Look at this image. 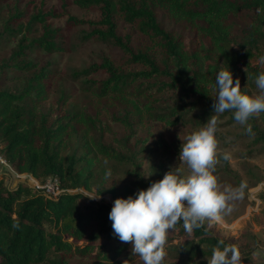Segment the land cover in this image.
I'll list each match as a JSON object with an SVG mask.
<instances>
[{"label": "trees", "instance_id": "obj_1", "mask_svg": "<svg viewBox=\"0 0 264 264\" xmlns=\"http://www.w3.org/2000/svg\"><path fill=\"white\" fill-rule=\"evenodd\" d=\"M75 4L83 10L98 11L99 18L68 16L66 29L86 26L90 29L87 38L111 43L119 54L72 73L73 78L97 77L86 80L97 102L94 113L72 106L46 126V117L37 114L46 93L44 68L32 73L21 92L0 91V141L6 160L19 174L58 178L63 191L51 198L30 187L18 185L10 191L0 184V264H70L74 257L88 259L91 264H128L130 260L119 258L131 242L113 234L108 215L112 205L80 192L71 193L77 189L91 192L98 156L119 164L131 161L104 144L100 116L123 111L114 120L131 137L145 120L160 123L165 129L189 124L200 127L216 113L213 103L219 70L229 68L234 80L243 76L249 81L264 72L260 59L264 57L260 48L264 44V0H75ZM54 12L38 11L31 17L29 24H40L42 33L26 46L19 44L9 59L12 67H33L19 60L29 47L48 53L61 50L56 44L60 30L52 28L48 19L67 16V12L64 5ZM114 12L143 42L134 46L132 33L118 34ZM256 61V65L250 64ZM129 65L135 66V71H126ZM241 91L250 95L248 89ZM29 95L31 105L27 107L25 98ZM165 95L170 99L163 101L160 96ZM62 105H68L65 99ZM196 111H201L200 115ZM259 119L252 115L248 123L255 143L264 145ZM95 133L99 138H94ZM75 134L84 139L80 167L71 157L62 156L65 138ZM129 175L133 180L121 196L114 189L98 195L109 194L115 200L147 188L136 170ZM168 234L180 239L173 248L179 257L169 264H190L197 255L209 259L219 240L230 243L204 223L189 233L181 221ZM241 255L243 264H264L255 262L250 251Z\"/></svg>", "mask_w": 264, "mask_h": 264}, {"label": "rangeland", "instance_id": "obj_2", "mask_svg": "<svg viewBox=\"0 0 264 264\" xmlns=\"http://www.w3.org/2000/svg\"><path fill=\"white\" fill-rule=\"evenodd\" d=\"M112 4L114 6V2ZM63 5L67 16L48 19L52 28L60 30L56 44L61 50L48 53L29 47L24 50V57L19 60H23L24 63L30 62L33 67L30 69L12 67L13 62L9 59L12 53L18 51L19 44L26 46L42 33L40 24H29L31 17L38 11L59 12ZM68 16L80 20H97L99 13L94 9L88 11L80 9L75 4V0H0V91L21 92L27 87L32 73L44 68L47 74L44 80L46 93L43 94V101L39 102L37 114L40 113L46 117V126H50L62 110L70 109L72 106L77 111L84 109L94 113L97 102L86 80L97 77L90 75L73 78L72 73L119 54L113 44L96 38H87L86 35L90 29L86 26L66 29ZM113 16L118 34L123 36L126 33H132L134 46L143 42V38L136 35L134 29L122 22L115 12ZM260 48L264 52V44ZM250 64L256 65L257 61ZM125 69L135 71L136 67L129 65ZM238 78L241 88L248 89L250 95L260 94L255 80L249 81L243 76ZM139 83L140 81L136 82L133 87ZM160 98L163 101L170 99L169 95L160 96ZM25 99L29 103L27 107H30V95ZM64 99L68 103L67 106L62 105ZM200 113L201 111L195 112L197 115ZM121 115L123 111L116 110L113 115L104 113L100 116L99 128L103 130L101 139L104 144L131 160L130 163H114L98 156L93 171L94 177L91 180V192L77 189L72 190L71 193L80 192L91 197L98 196L101 191L114 189L115 194L121 196L124 188L133 180V177L129 175V172L133 170H136L138 178L146 187L162 179L170 170L181 176L190 174L187 164L179 158L180 147L189 134L198 131L206 123L200 127L189 124L165 129L160 123L145 120L138 127L136 135L131 137L130 132L114 120ZM253 115L260 118L261 128L264 130V112ZM211 119L217 122L215 135L218 145L214 174L218 178V183L221 189L225 187L240 189L242 184L243 188L242 195L228 202L231 211L221 213V220L205 219L203 223L212 228L218 236L235 244L240 252H252L255 262H264V145L255 143L256 136L253 132L251 134L246 132L247 125L236 122L232 112L215 113L209 120ZM64 123L65 121H62V124ZM94 138H99V135L95 133ZM83 140L80 134L65 138L66 147L62 151V156L74 159L77 167H80L83 161L81 159L84 156ZM3 148L4 144L0 141V184L12 191L18 185L33 188L35 184L44 183L46 179L35 178L27 173L19 174L15 171L3 155ZM225 154H228V159L224 158ZM92 199L111 205L114 202L109 194ZM174 238L175 234H168L164 264H169L179 257L173 248L179 245L180 239ZM119 259L124 262L130 260L128 264H144L139 255L136 256V253L132 251V244ZM205 260H207L205 257L197 255L190 264H201ZM70 264H91V262L88 259L81 260L74 257Z\"/></svg>", "mask_w": 264, "mask_h": 264}, {"label": "clouds", "instance_id": "obj_3", "mask_svg": "<svg viewBox=\"0 0 264 264\" xmlns=\"http://www.w3.org/2000/svg\"><path fill=\"white\" fill-rule=\"evenodd\" d=\"M260 59L264 62V57ZM255 85L260 94L249 95L241 91L238 77L234 83L229 68L219 70L215 75L217 94L213 111H232L234 120L247 125L245 131L251 134L250 117L264 112V72L255 77ZM216 128V120H208L204 127L189 134L182 143L179 158L187 164L190 174L181 176L170 170L146 189L114 200L108 214L113 234L123 242H131L132 251L144 264H164L168 233L178 222L182 221L185 231L191 233L205 219L221 220V213L231 211L228 202L242 195L243 184L240 189H221L214 174L218 145ZM224 158L228 159V154ZM241 258L235 244L219 240L207 264H243Z\"/></svg>", "mask_w": 264, "mask_h": 264}, {"label": "built area", "instance_id": "obj_4", "mask_svg": "<svg viewBox=\"0 0 264 264\" xmlns=\"http://www.w3.org/2000/svg\"><path fill=\"white\" fill-rule=\"evenodd\" d=\"M32 189L40 191L43 195L51 198H56L61 192H63L60 189V183L56 177L47 178L42 185L35 184Z\"/></svg>", "mask_w": 264, "mask_h": 264}]
</instances>
